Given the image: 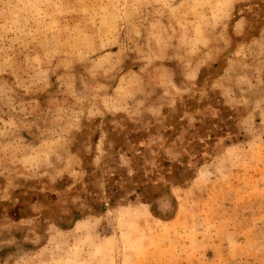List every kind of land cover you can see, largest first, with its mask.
Segmentation results:
<instances>
[{
    "label": "rangeland",
    "instance_id": "obj_1",
    "mask_svg": "<svg viewBox=\"0 0 264 264\" xmlns=\"http://www.w3.org/2000/svg\"><path fill=\"white\" fill-rule=\"evenodd\" d=\"M0 264H264V0H0Z\"/></svg>",
    "mask_w": 264,
    "mask_h": 264
}]
</instances>
